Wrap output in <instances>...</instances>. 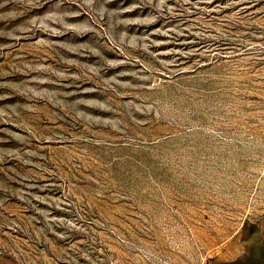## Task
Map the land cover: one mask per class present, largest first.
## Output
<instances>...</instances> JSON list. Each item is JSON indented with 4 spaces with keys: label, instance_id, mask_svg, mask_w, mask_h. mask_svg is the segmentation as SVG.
Returning a JSON list of instances; mask_svg holds the SVG:
<instances>
[{
    "label": "rangeland",
    "instance_id": "rangeland-1",
    "mask_svg": "<svg viewBox=\"0 0 264 264\" xmlns=\"http://www.w3.org/2000/svg\"><path fill=\"white\" fill-rule=\"evenodd\" d=\"M0 264H264V0H0Z\"/></svg>",
    "mask_w": 264,
    "mask_h": 264
}]
</instances>
